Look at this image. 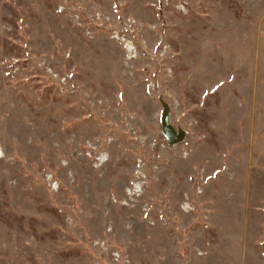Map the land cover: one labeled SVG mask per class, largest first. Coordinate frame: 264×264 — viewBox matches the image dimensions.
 <instances>
[{
  "label": "rangeland",
  "instance_id": "1",
  "mask_svg": "<svg viewBox=\"0 0 264 264\" xmlns=\"http://www.w3.org/2000/svg\"><path fill=\"white\" fill-rule=\"evenodd\" d=\"M263 240L264 0H0V264H264Z\"/></svg>",
  "mask_w": 264,
  "mask_h": 264
},
{
  "label": "water",
  "instance_id": "2",
  "mask_svg": "<svg viewBox=\"0 0 264 264\" xmlns=\"http://www.w3.org/2000/svg\"><path fill=\"white\" fill-rule=\"evenodd\" d=\"M159 101L162 107L159 122L163 136L168 145H177L185 140L186 131L181 127H174L171 124L169 104L163 100L162 96H159ZM261 249L264 258V240L261 243Z\"/></svg>",
  "mask_w": 264,
  "mask_h": 264
},
{
  "label": "bare ground",
  "instance_id": "3",
  "mask_svg": "<svg viewBox=\"0 0 264 264\" xmlns=\"http://www.w3.org/2000/svg\"><path fill=\"white\" fill-rule=\"evenodd\" d=\"M135 187L137 188V187H138V185L136 184V185H135ZM135 191H137V189H135Z\"/></svg>",
  "mask_w": 264,
  "mask_h": 264
}]
</instances>
